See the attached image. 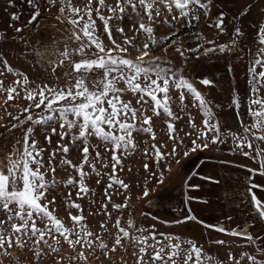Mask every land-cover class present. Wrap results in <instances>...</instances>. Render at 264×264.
I'll return each mask as SVG.
<instances>
[{
    "label": "rangeland",
    "instance_id": "rangeland-1",
    "mask_svg": "<svg viewBox=\"0 0 264 264\" xmlns=\"http://www.w3.org/2000/svg\"><path fill=\"white\" fill-rule=\"evenodd\" d=\"M234 1L239 2L241 0ZM72 2L74 7H83L87 0H72ZM221 2L222 0H211V4L206 9L199 6H190L189 15L195 14L199 16V20L192 21L191 25L188 24L187 19L180 17V12L174 7L172 13L169 14L163 5H157V7H160L162 15L156 17L154 21L150 22L143 11H141V16L138 17L135 13H131V9L129 8L126 11L130 15H124L121 20L113 17L109 21V26L112 30V39L115 40L116 44L121 45V47H128V53H120L118 50H115L113 55H124L125 58L135 60L138 53L131 46L124 44L125 39L130 40L132 45H136L140 49L143 48L144 43H148L150 52L149 57L146 59L151 60L154 57H159L160 61L164 62L165 68H171L177 76H183L193 85L211 110L212 122L219 123L222 133L221 139L224 140V143L216 145L209 143L207 149L189 152L185 156L184 152L191 147L192 139L197 136L198 131L204 128L203 121L205 116L201 110L199 101L195 100L194 96L187 92L186 89L177 90L170 86L169 95L172 97L170 101L171 110L178 117V119L172 120L162 110L159 116H155L151 110L145 111L147 106L142 107L140 104H137L139 93L134 94L127 89L124 83H119L117 87L124 89L120 93L121 99L126 103L131 102L132 107L136 108L138 113L145 112L147 116L152 117L151 128L156 139L153 140L151 134L148 133L134 132L132 139L135 149H130L127 152H116L121 163L116 166L115 173H113V161L111 159L113 152L106 150V148L111 149L112 145L109 143L105 146L101 139L90 136L88 142L91 146H97L100 158L96 159V151L93 150V147H90L89 160L90 164L94 163L96 171H93L89 164L84 166L83 170L87 173L84 177V186H86L88 192L87 194L80 193L79 196L77 195L79 192L78 183L68 186H65V183L69 178L78 182L80 175L71 166L61 165L60 160L64 154L57 152L52 164L56 167L55 179L58 183L54 187H50L46 193L47 200L55 198V204H49V210H55L53 214L62 221L66 228H75L76 231H80L78 227L74 226L69 213L72 216L82 215L84 217L82 223L87 226L88 231L93 233V236L88 239L94 241V247L89 249L87 245L84 247L77 245L75 251H73L64 242L62 237H57L60 242L59 244H53V247H58L60 249L59 253L52 252L43 244L38 247L33 244V250H29L28 248L22 250L14 247L8 250L11 255L6 256L3 252H0V264H54V261L57 260L61 264H136L137 257L133 256V252H136L138 256L139 247L142 245L135 244L131 238H126L122 239L120 246H116L114 244L115 239L118 236H123L119 228L115 226L117 220L120 221V227L127 230L130 236L141 235L137 229L143 228L146 229L142 233L144 236H150L151 230H154L158 236L163 233L178 236L182 240H192L198 247H202L205 255H210L214 258L213 264H216V262H220V264H235L236 260H240V264H249L247 257L241 259L242 253H248L254 256L259 264H264V252L258 251V249L264 248V236L260 237L257 241L255 240L254 248H257V251L255 250L254 252V250L246 248L242 243L240 244L235 240L205 234L189 237L180 231L163 228L157 225V223L138 221L136 218L141 204L147 199L153 198L157 192L163 195L169 188L172 190L177 189L184 182V175L196 174L200 175V180L196 179L197 181L193 183H204L205 180H210L207 177L217 180V185L215 184L213 187L212 185H207V189L209 187V189L211 188L213 191L217 190L218 193L222 194L226 190L228 195L221 194L223 197H221L220 202L224 203L227 213L238 214L239 212L235 210L236 206L233 204L238 203L240 198L238 196L239 193H241V196L243 194L239 189V191L236 190L238 182L240 181L241 183L242 180L240 176L259 175L254 172H246L249 169L258 170V163L253 162L252 158L244 156L239 149L233 151L232 138L225 133L230 130L232 133L242 135L243 129L240 120L244 124L251 123L247 105V97L250 95L251 88L248 83V68L251 62L256 59L255 53L262 47L256 43V40L258 27L264 25V0H246L244 1L245 4L240 3V7L237 10L235 7L231 11L228 9L232 6L231 2L233 0H228L223 4ZM201 3L207 4L208 0H201ZM115 4L116 0H105V7L101 8V14L105 17L111 16L112 13L108 12L107 7H115ZM37 6L40 10V16L37 18V21L43 20L46 23L45 27L54 31L57 35L50 31L47 36H41V30L37 31V21L28 24L34 9L28 4L27 0H11V4H9V0H0V81L3 82V87L5 88V91L0 93V151L5 149L11 151V146L15 145L18 140L21 141L22 148V137L26 129L33 127L34 133L31 139L38 141L37 148L44 149L42 156L46 167L48 166L50 154L57 149L58 144L69 145L70 151L66 159L70 160L72 164L79 166L83 161L81 155L83 143L77 142L73 145L67 136L64 140L60 139L59 133L62 130L60 129L58 115L53 114L52 121L38 125L27 121L26 117L32 115L34 119H39L41 114H45L43 113V107L41 109L31 107L29 112H23L24 108L34 105L39 100L38 96L35 101L27 100L25 98V89L33 90L37 93L44 85L66 89L75 83L74 73L71 76H66L68 78L64 77L61 82L55 77V80L52 79V76L43 77L41 75L38 76V74L34 75L39 70L36 59H29L28 56L20 53L21 51L23 53L28 52L27 46L40 45L42 46H39L41 54H52L54 62H57L61 66V72H69L71 61L95 58L92 55L95 49H85L84 56L75 53L74 49L79 47V42L73 37L71 25L67 23V19L71 15L70 11L65 8L63 14L59 12V8L64 6L61 0H56L55 4L47 3L46 0H37ZM96 7H98L97 0H93V19L96 21L95 35L99 37L106 48H112L113 45L109 40L108 34L104 31V25L96 16ZM205 12H207V15H205ZM13 14L19 17L17 21L11 20ZM228 14L232 15V19L224 23L226 21L225 18H227L225 16ZM153 15L155 16L154 13ZM221 15L223 17V31L216 27L218 18ZM172 16H177L179 19L173 20ZM141 17L142 22L153 29L157 40V44L154 47L147 35L139 30ZM85 19H87V16H85ZM165 20L169 21V24H164ZM16 28H23L24 30L18 33L15 31ZM117 28H122L123 34L117 31ZM237 28L241 30L242 35H236L235 29ZM173 33L175 35H172ZM62 35L68 36V39L63 38L64 45H62L63 39L59 38ZM204 36L207 37V40L203 51L196 52L192 48L196 54L195 57H187L186 51L190 50L192 46L190 48L186 46L191 41L195 42L198 38ZM165 37H171V39L165 40ZM210 41H214V43H209ZM217 45H225V51L223 53L219 50L215 52L208 51L211 48H216ZM177 48L184 52L183 56L180 55ZM65 50L72 52L68 60H65L61 55ZM4 60L7 61V65L10 66L11 71H8V68L5 67ZM260 70V68H257V72ZM25 76L28 78L26 84L24 83ZM100 78H102V72L98 70L97 74L92 76V79ZM205 79L211 82L207 86L201 83ZM17 80H20L21 85H16L15 82ZM141 83H143L142 80ZM9 88H16V92L19 93L17 95L14 92V99L10 101L7 100V89ZM181 92L184 94L183 103H180L179 100ZM237 94L240 103L238 110L232 103L233 98ZM260 95L264 97V88H261ZM145 99L148 98L145 97ZM149 103L151 102L149 101ZM237 113H239V120ZM14 117H19V119H14ZM69 118L71 119V117ZM190 120L194 122L195 128L190 126ZM22 121L24 123L21 126ZM129 122L131 123V121ZM169 122L173 123L176 129L175 140L169 139L167 129ZM14 124L17 125L16 128H12ZM136 125L137 128L141 126L148 127V125H142L140 120L136 121ZM52 128H56V135H53ZM105 131H107V128H105ZM75 132L76 129H73V133ZM45 135L51 137L50 143L45 140ZM212 135L214 133H209V142ZM180 140L183 141V144L179 143ZM29 143H31V140ZM197 143H201V141H197ZM257 143L260 144L261 148H264V142ZM153 145L159 147L163 153H171L175 145L178 155L175 157L169 156L157 164ZM161 145H164V147H160ZM243 151L247 152L249 149L245 147ZM145 152L148 154L145 155ZM203 152L209 154H196V157L192 156L195 153ZM253 155H255L254 151ZM191 157L194 158L188 159ZM177 160H179V163L176 162ZM199 160H205L206 163L199 164L198 166L195 162ZM183 161L185 163L182 166L181 163ZM240 161H244L245 164L240 165L238 163ZM145 164L148 165L147 171L144 167ZM41 171L43 172L44 169H41ZM97 172L100 174L97 175ZM153 173L156 175L154 176ZM176 173L177 175L175 176ZM160 175H163V183L157 182ZM113 176L115 180H122L124 184H127L128 190L122 188L120 184L115 183V180L111 179ZM45 178L46 180L53 179L51 170L45 173ZM171 179L172 183H170ZM168 183H170L169 186ZM109 184H112L111 188L108 187ZM166 184L169 188L167 187L163 190ZM256 185L261 186L258 189L261 192L256 196L264 202V179L258 180ZM145 187L149 192L147 197L143 196ZM106 189L107 195L105 194ZM109 196L111 197L110 200ZM66 203L79 204L82 211L74 207H67ZM125 204L127 206L120 209L114 207V205ZM207 205L211 208L215 207L216 210L218 209L217 205H210L209 203ZM189 208H191L192 214L196 219H201L200 215H203L202 211L209 209L204 204L198 202L193 204L192 201L189 202ZM225 210H223L224 213ZM0 219H6V214L2 210H0ZM130 220L134 224V227H129ZM236 220H240V217ZM102 224L104 225L103 228L101 227ZM38 227L43 228L44 224L38 221ZM216 240H223L225 243L222 245L213 243ZM175 242L173 240V243ZM101 243L106 245L107 248L101 249L99 246ZM113 247L116 248L115 252L111 251ZM184 247L187 248L188 245H184ZM37 250L41 252L39 257L35 256V251ZM78 252H83L87 259L77 258L70 260V257L76 256ZM152 253L153 249L149 248L148 254L145 257L148 264H153L151 260ZM229 253L235 258L234 260L229 259ZM177 264H183V260H178Z\"/></svg>",
    "mask_w": 264,
    "mask_h": 264
},
{
    "label": "snow or ice",
    "instance_id": "snow-or-ice-1",
    "mask_svg": "<svg viewBox=\"0 0 264 264\" xmlns=\"http://www.w3.org/2000/svg\"><path fill=\"white\" fill-rule=\"evenodd\" d=\"M28 4L34 9L28 24H32L37 21L40 16V10L37 6V0H27ZM47 3L55 4L56 0H46ZM64 5L59 8V12L63 14L65 8L70 11V17L67 19V23L71 25L72 35L79 47L75 48L76 54L81 56L85 55V49H95L92 55L95 58H84L79 61L70 62V71L66 75L71 76L76 74L75 83L68 88H53L48 85H44L40 88L39 92L25 89L26 99L29 101H35L37 96L38 102L34 105H30L23 109V112H29L31 107L41 109L43 107V113L39 119H34L32 115H28L26 120L33 124H44L45 122L53 120V114L58 115L60 120V129L62 130L59 135L60 139L64 140L65 137H69L71 144L82 142L83 147L81 149V155L83 157L82 163L77 166L66 159L67 154L70 151L68 144H58L57 149L54 150L49 157L48 166L46 167L43 161L42 153L44 149L37 148L35 139H31L34 128L28 127L22 137L23 147L21 148V141H17L15 145L11 146L12 150L7 149L0 151V210L6 214V219H0V252L4 255H11L8 251L14 247L29 250L32 249V245L37 247L41 244L49 248L52 252L59 253L58 247H53V244H59L57 237H62L64 242L75 251L76 246L80 245L84 247L87 245L89 249L94 247V241L88 239L93 236V233L88 231L87 226L82 223L84 217L82 215L72 216L69 213L71 220L75 227H78L80 231H76L75 228L69 229L64 226L62 221L58 219L53 213V210H49V204H55V198L47 200L46 193L50 187H54L58 182L55 179L56 167L53 166L52 161L55 159L57 152H62L64 155L60 160L61 165H69L74 168L80 175L78 182L69 178L65 183V186L74 185L78 183L79 192L87 194L88 189L84 186V177L87 173L83 170L86 164H89L93 171H96L95 165L90 164L89 149L93 147L96 151V159L100 158V152L97 150V146H91L89 144V137L95 136L101 139L105 146L109 143L112 145L111 150L113 155L111 157L113 163V173H115L116 166L121 163L120 158L116 155L117 151L127 152L130 149H135L133 143L134 132H144L151 134L152 139L156 137L152 133V117H149L145 112H139L136 108H133L131 102H124L121 99L120 93L124 89L118 88L119 83H124L128 90L134 94L139 93L137 104L145 107V111L151 110L155 116L163 113L170 119H178L171 110L170 101L172 97L169 95L170 86L177 89H186L191 93L195 100L199 101L201 110L205 116L203 121V130L198 131L197 136L192 139L191 147L184 152L187 156L189 152H195L197 150H204L209 147V143L212 145L223 144L224 140L221 139V131L218 122H212V113L208 108L206 101L201 97V94L189 83L183 76H177V74L171 68H165L164 62L160 61L159 57H154L151 60L146 59L149 57L150 46L148 43H144L143 48L140 49L136 45H132L131 41L125 39L124 44L131 46L138 55L135 60L125 58L124 55H113L115 50L120 53H128V47H121L116 44L112 39V30L109 26V21L115 17L117 20L123 19L124 15H130L127 9H131V13H135L138 17L141 16V11L147 16L148 20L154 21L156 17L162 15L160 7L157 5H163L169 14L172 13L173 7L180 12V17L187 19L188 24L191 25L192 21H198L199 16L192 14L189 15L190 6H199L200 8H207L211 4V0H208L207 4L201 3V0H116L115 7L108 6L107 10L112 13L111 16L105 17L101 14V8L105 7V0H97L98 7L95 12L97 18L103 23L104 31L108 34L109 40L112 43V48H106L103 42L99 39L96 33V21L93 19V0H87L83 7L73 6L72 0H61ZM11 4V0H9ZM14 7V5H12ZM155 14V16L153 15ZM207 15V12H205ZM87 16V19H85ZM19 17L12 15L11 20L17 21ZM173 20L179 19L177 16H172ZM164 24H169V21L165 20ZM11 26V25H10ZM217 28L223 31V17L221 15L218 18L216 24ZM79 29V31H77ZM23 28H16V32H22ZM117 31L123 34L122 28H117ZM139 30L143 31L152 46H156L157 40L155 38L152 27L146 26L142 22L139 23ZM237 36L242 35L239 28L235 29ZM172 35H175L173 33ZM165 40L171 39V37H165ZM209 43H214L210 41ZM256 43L261 45L255 53L256 59L251 62L248 68L250 95L247 97L248 116L251 118L250 124H244L240 120L243 134L232 133L230 130L225 133L230 135L234 145L233 151L239 149L243 155L253 159V162L258 163L259 169H249L250 172L264 175V148L260 147L257 142H264V97L260 95L261 88H264V25H260L257 30ZM225 45H217L216 48H211L208 51L215 52L219 50L221 53L225 51ZM166 50V49H165ZM180 55L183 56L184 52L180 51ZM65 60H68L72 55L71 51L65 50L61 54ZM8 71H11L10 66L7 65V61H3ZM63 63V61H62ZM257 68L261 70L257 72ZM102 72V78L92 79V76L97 72ZM22 75V74H18ZM27 77H24V83H27ZM141 80L143 83H141ZM16 85H21L20 80H17ZM201 83L209 85L211 82L207 79L202 80ZM3 82L0 81V93L4 92ZM19 95L16 92V88L7 89V100H13V93ZM147 97L148 99H145ZM180 103L184 102V94L181 92L179 97ZM79 101V102H78ZM149 101L151 103H149ZM66 102V103H63ZM143 102V103H141ZM232 103L238 110L240 108L238 94L233 98ZM107 105V107H105ZM71 117V119L69 118ZM238 120L240 119L239 113H237ZM19 119V117H14ZM140 120L142 125H148V127L137 128L136 121ZM131 121V123L129 122ZM21 122V126L23 125ZM191 127L195 128L194 122L189 121ZM17 125H12V128H16ZM107 128V131H105ZM73 129L76 132L73 133ZM169 139L175 140L176 129L174 124L169 122L167 124ZM53 135L57 134L56 128H52ZM209 133H214L211 136L209 142ZM71 134V135H70ZM31 140V143L29 141ZM45 140L51 142V137L45 135ZM201 141V143H197ZM183 144V141H179ZM255 145V147H254ZM155 150L156 163L159 164L169 156L175 157L178 155L177 148L174 145L171 153H163L156 145L152 146ZM160 147H164L161 145ZM247 147L249 151L244 152L243 149ZM253 151L255 155H253ZM148 153L145 152V155ZM179 163V160L176 161ZM35 166V167H33ZM107 167V165H105ZM145 170H148V165H144ZM41 169H44L42 172ZM51 170L53 173L52 180H46L45 173ZM97 175L100 173L97 172ZM155 176L156 174L153 173ZM115 180V177H111ZM163 175H160L157 182L163 183ZM190 179V177H189ZM207 179H212L207 177ZM99 182V181H98ZM216 182V181H214ZM115 183L121 185L122 188L128 190V185L124 184L122 180H115ZM109 188L112 184L108 185ZM192 188H197L198 185H191ZM260 185L251 184L249 186V194L251 197V203L255 212L260 218H264V202H262L254 192L253 188H259ZM107 195V189L105 190ZM149 194L148 189L145 187L143 196L147 197ZM109 200L111 197H108ZM195 199V198H189ZM67 207H74L77 210L82 211L81 206L75 203H66ZM127 205H114L115 208L120 209ZM106 208V205H105ZM185 219L195 220L196 218L191 214L189 210V216ZM38 221L44 224L43 228L38 227ZM178 223L180 221H177ZM7 226V227H6ZM116 227L119 228L122 237L118 236L114 244L120 246L122 239L131 238L135 244L142 245L139 247V255L133 252V256H136V264H148L145 257L148 254V249H153L151 260L153 264H177L178 260H183V264H213L214 258L210 255L203 253L202 247H198L192 240H182L178 236L168 234H156L154 230H151L150 236H144L142 233L146 229L139 228L137 231L141 235L130 236V233L123 227H120V221H116ZM103 228L104 225L102 224ZM129 227H134L132 221H129ZM207 227L214 229L215 231L225 233L226 230L219 225H207ZM10 229V230H9ZM233 236H247L249 242H252L253 237L248 236L247 232L243 229L234 230L228 233ZM47 237V239H46ZM74 237V239H73ZM98 239V237H97ZM173 240L176 242L173 243ZM50 241H52L50 243ZM151 241V243H149ZM166 242V243H165ZM215 244H224L223 240L213 241ZM184 245H188L187 248ZM101 249L107 248L106 245L101 243ZM167 249V251H166ZM112 252L116 251V248L111 249ZM258 251L264 252V248L258 249ZM40 251H35V256L39 257ZM107 255V253H105ZM247 257L249 264H259L256 258L248 253H242L241 259ZM84 259L86 256L83 252H78L76 256L70 257V260ZM229 259L235 258L229 253ZM54 264H61L59 260L54 261ZM220 264V262H216ZM235 264H240V260H236Z\"/></svg>",
    "mask_w": 264,
    "mask_h": 264
},
{
    "label": "trees",
    "instance_id": "trees-1",
    "mask_svg": "<svg viewBox=\"0 0 264 264\" xmlns=\"http://www.w3.org/2000/svg\"><path fill=\"white\" fill-rule=\"evenodd\" d=\"M227 1L228 0H224L223 2L222 0L221 3L223 4ZM244 1L246 0H241L239 2L233 0V2H231L232 6L228 10L231 11L232 9H235V7L237 10V8L240 7V3L245 4ZM230 14L225 16L227 18L224 17L226 19L224 23L232 19V15ZM36 24H37L36 27L38 28L37 31L41 30L40 32L41 36H47L48 32L51 31L50 29H47L45 27L46 23H44L43 20H38ZM51 32H54V31H51ZM54 34L57 35V33L55 32ZM67 37L68 36L65 37V35H62V37H59V38L68 39ZM63 41L64 39L62 40V42ZM193 43L194 41H191L190 44L187 45L186 47L190 48L193 45ZM64 44L65 43L63 42L62 45ZM39 46L40 45H37V44L33 46L32 45L27 46L26 48L28 49V52L23 53L21 51L20 53V54H23L24 56H28L29 59H32V60L36 59L37 65L39 66L38 68L39 70L34 75L38 74V76L41 75L43 77L52 76L53 77L52 79L55 80L56 78L60 82L62 79H64V77L68 78L66 77L68 76L66 75L67 72H61V66L57 62H54L52 58V54H49V53L41 54L39 49L42 46L40 47ZM186 52L188 54L186 56L189 58H191L192 56L195 57L196 55L195 52L192 50V47L190 50H187ZM73 77H76L75 73L73 74ZM196 154L201 155V154H209V153L207 152L195 153L192 156H195ZM192 158L193 157H191L190 159ZM184 163L185 161H183L181 165L183 166ZM203 163H206V161L199 160L195 162V164L198 166L199 164H203ZM238 163H240V165L245 164L244 161H240ZM181 165L180 167L182 168ZM246 172L249 173L250 171H246ZM199 176L200 175H197V174L196 175H184V179H183L184 182H182L180 187H178L177 189L175 188L174 190L168 187L169 184L172 183V179H173L172 178L171 182L168 183V186L167 184L165 185L163 190H165V188L167 187L169 189L163 195L157 192L156 194H154L153 198L147 199L143 204H141L139 208V212L137 213V216H136L137 220L138 221L142 220L144 222L153 223V224L157 223V225H160L163 228H167L169 230L171 229L172 231H180L189 237H195L200 234H205L209 236L213 235L214 237H220L223 239L228 238V240H235V241H238L240 244L242 243V245H244L248 249L254 250V252L255 250L257 251V248H254V242L255 240L257 241L258 239H260V237L264 236V218H260L259 215L255 212L254 207L251 203V197H250L248 189L251 184H256L258 180L264 179L263 175L252 174V175H241L240 176L242 180H241V183L240 181L238 182L236 190L242 191L243 194L241 196V193H239L238 196L240 198L238 200V203L233 204L234 206H236L235 210L239 212L238 214L237 213H234V214L227 213L224 207V203L222 204L220 202V199L221 197H223L222 196L223 194L228 195L226 190L224 191L225 193L222 194V193H218L217 190L213 191L211 188L209 189V187L207 189V185L209 186L212 185V187L215 184L217 185V182H214L217 180L215 179L205 180V182L201 184H198L197 182L193 183L194 181H197L196 179L200 180ZM191 185H198V187L192 188ZM258 189L260 188H253L252 192H254L256 195H259L260 194L259 192L261 191ZM189 198H195V199H189ZM190 201H192L193 204L198 202V203L204 204L205 207H209V209H204L202 211L203 215H200L201 219L199 218L195 220L185 219L186 217L189 216V210L191 211V214H192V210L191 208H189ZM202 202H205V203H202ZM207 203H209L210 205L211 204L217 205L218 209L216 210L215 207L211 208L210 206L207 205ZM223 210H225V213ZM239 217H240V220H236ZM177 221H180V222L178 223ZM207 225H219L223 227L226 230V232L221 233V232L215 231L214 229L207 227ZM240 229H243L245 232H247L248 236L253 237L252 242L248 241L247 236H242V235L233 236V235L228 234L234 230H240Z\"/></svg>",
    "mask_w": 264,
    "mask_h": 264
},
{
    "label": "built area",
    "instance_id": "built-area-1",
    "mask_svg": "<svg viewBox=\"0 0 264 264\" xmlns=\"http://www.w3.org/2000/svg\"><path fill=\"white\" fill-rule=\"evenodd\" d=\"M207 37H200L198 38L192 45V48L196 51V52H201L204 49V45L206 43Z\"/></svg>",
    "mask_w": 264,
    "mask_h": 264
},
{
    "label": "crops",
    "instance_id": "crops-1",
    "mask_svg": "<svg viewBox=\"0 0 264 264\" xmlns=\"http://www.w3.org/2000/svg\"><path fill=\"white\" fill-rule=\"evenodd\" d=\"M194 158V157H193ZM190 159V158H189ZM175 175H177V173L175 174Z\"/></svg>",
    "mask_w": 264,
    "mask_h": 264
}]
</instances>
